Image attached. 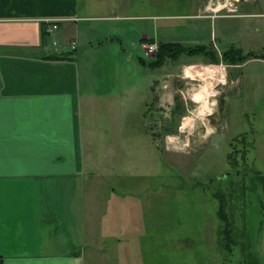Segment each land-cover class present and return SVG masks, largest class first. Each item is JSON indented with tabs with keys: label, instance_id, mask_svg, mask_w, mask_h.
Listing matches in <instances>:
<instances>
[{
	"label": "rangeland",
	"instance_id": "obj_1",
	"mask_svg": "<svg viewBox=\"0 0 264 264\" xmlns=\"http://www.w3.org/2000/svg\"><path fill=\"white\" fill-rule=\"evenodd\" d=\"M241 1L119 0L122 15L144 18L125 19L117 25L123 28L118 34L107 21L79 24L84 44L73 45L86 73L83 91L90 87L88 74L99 101L95 115L85 117L91 150L111 153L118 147L120 157L110 158L118 161L124 178L112 189L120 197L134 193L140 198L139 205L122 204L123 214L150 224L140 234L134 260L132 252L125 262L128 254L116 251L134 231L123 229L122 218L112 222L115 211L110 215L105 210L100 229L105 227L107 235L93 236L89 264H259L264 182L257 192L250 189L256 173L264 176V59L233 67L182 56L155 69L156 55L145 54L151 39L139 40L147 35L159 44L262 54L264 0ZM214 74L220 81L206 77ZM201 92L212 95L208 110L193 100ZM231 154L239 172L228 162ZM243 173L247 190L242 189ZM129 176L134 178L131 188ZM117 180L108 179L107 186ZM218 193L227 224L218 214ZM116 224L120 232L110 237ZM226 225L231 226L232 245L223 235Z\"/></svg>",
	"mask_w": 264,
	"mask_h": 264
},
{
	"label": "crops",
	"instance_id": "obj_2",
	"mask_svg": "<svg viewBox=\"0 0 264 264\" xmlns=\"http://www.w3.org/2000/svg\"><path fill=\"white\" fill-rule=\"evenodd\" d=\"M121 8L119 0H0V264H89L93 236L107 235L100 229L105 210L115 211L112 222L122 218L123 229L134 231L116 251L128 254L125 262L132 252L134 260L140 234L149 230L145 218L132 222L136 216L123 214L122 204L139 205L140 198L130 192L120 197L112 189L124 178L110 158L120 157L118 147L111 153L91 150L85 117L95 115L99 101L88 74L90 87L83 91L86 73L72 49L84 44L82 22L107 21L118 34L125 19L144 18L125 17ZM47 20L58 21L51 35ZM148 39L158 44L147 35L139 38ZM54 54L68 59L45 58ZM108 179L118 180L107 186ZM260 221L264 264V215ZM117 229L119 224L109 236Z\"/></svg>",
	"mask_w": 264,
	"mask_h": 264
},
{
	"label": "trees",
	"instance_id": "obj_3",
	"mask_svg": "<svg viewBox=\"0 0 264 264\" xmlns=\"http://www.w3.org/2000/svg\"><path fill=\"white\" fill-rule=\"evenodd\" d=\"M48 34V33H47ZM44 35H46V30H44ZM151 43H155L154 40H150ZM159 49L157 51L156 55V60H154L151 63V66L154 67L155 69L162 67L166 61L172 60V61H179V59L182 56H188V57H204L205 60H207L208 64H215L219 65L221 62L229 65V66H240L244 63H246L248 60L252 59H264V53L258 54V53H250L248 55H241V52H238L236 50H231V52H224V53H219L216 50H209L206 46H197L195 48H190V47H185L183 44L179 43H167V44H162L158 43ZM46 59L50 60H65L68 59V56H62V55H49L45 57ZM139 63L142 65H147L146 60L143 58L139 57ZM172 132V131H171ZM244 139V138H242ZM239 141V140H238ZM243 142V141H241ZM247 159V156L244 155L242 156V160L245 161ZM228 162L233 168V170H237L239 172V164L237 163V159L235 160L234 154L228 156ZM246 164V162H245ZM237 174V173H236ZM257 175L253 179L252 183V192H257L259 184H262L264 182V176L260 175L261 173H256ZM243 183H242V189L247 190V184L246 181L248 180L246 178L247 174L243 173ZM232 176L231 174L228 175ZM239 176V175H238ZM264 188V187H263ZM214 198L218 199L220 205L218 209V214L220 216V219L224 224L228 223L227 216L224 214V209H225V203L224 199L218 194H214ZM225 215V216H224ZM231 226L226 225L225 226V231L223 233L225 240L229 245H232V234H231ZM250 252H248L249 254ZM250 256L249 257V263H250Z\"/></svg>",
	"mask_w": 264,
	"mask_h": 264
},
{
	"label": "built area",
	"instance_id": "obj_4",
	"mask_svg": "<svg viewBox=\"0 0 264 264\" xmlns=\"http://www.w3.org/2000/svg\"><path fill=\"white\" fill-rule=\"evenodd\" d=\"M46 24L48 25L47 33L50 35L53 34V32L57 30L58 28V21L56 20H47ZM53 45L57 46L58 42L54 41ZM72 49H75L74 45L72 46ZM158 49H159V46L157 43H151L150 45L146 46L145 54L147 57H152L157 53Z\"/></svg>",
	"mask_w": 264,
	"mask_h": 264
},
{
	"label": "bare ground",
	"instance_id": "obj_5",
	"mask_svg": "<svg viewBox=\"0 0 264 264\" xmlns=\"http://www.w3.org/2000/svg\"><path fill=\"white\" fill-rule=\"evenodd\" d=\"M211 73V72H210ZM213 73V72H212ZM211 73V74H212ZM207 78H211V79H216V81H220L219 80V78L214 74V75H207L206 76ZM208 79V80H209ZM207 80V81H208ZM212 95H211V93H208V94H205L204 92H203V94H202V92L201 93H199L198 95H196V96H193V100L196 102V103H201L202 104V108L203 109H207L208 110V106H209V98L211 97Z\"/></svg>",
	"mask_w": 264,
	"mask_h": 264
}]
</instances>
